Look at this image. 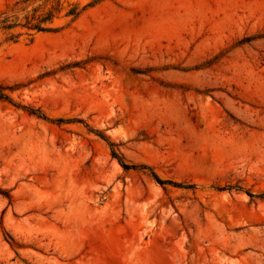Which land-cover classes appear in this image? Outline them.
Returning <instances> with one entry per match:
<instances>
[{"label":"rangeland","instance_id":"rangeland-1","mask_svg":"<svg viewBox=\"0 0 264 264\" xmlns=\"http://www.w3.org/2000/svg\"><path fill=\"white\" fill-rule=\"evenodd\" d=\"M0 264H264V0H0Z\"/></svg>","mask_w":264,"mask_h":264}]
</instances>
